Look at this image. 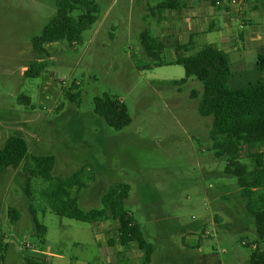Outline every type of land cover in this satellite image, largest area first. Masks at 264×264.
Returning <instances> with one entry per match:
<instances>
[{
  "label": "rangeland",
  "instance_id": "374dc122",
  "mask_svg": "<svg viewBox=\"0 0 264 264\" xmlns=\"http://www.w3.org/2000/svg\"><path fill=\"white\" fill-rule=\"evenodd\" d=\"M162 1L97 0L98 18L83 31L81 41L44 44L49 53L46 67L37 77H24L23 70L37 55L31 40L55 13L57 0H0V108L34 112L35 121L42 119L37 144L28 137V153L55 158L53 178L30 179L31 199L25 193L20 196L16 180L10 182L1 203L3 264H24L28 255L52 264H103L105 251L95 242L102 234H94L96 225L50 210L47 193L56 185L55 179L80 167L85 186L77 203L84 210L99 206L101 196L116 183L129 185L122 206L152 244V260L158 264H253L251 246L264 250V240L258 239L244 209L236 178L222 172L226 157H216L211 148L205 127H210L211 117L197 112L200 81L188 77L176 83L184 70L170 63L174 0L166 1L162 17L150 12ZM242 6L233 14L243 23L241 28L237 21L234 24L236 32L241 29L237 36L242 42L236 41L239 51L227 43L231 74L226 84L230 88L264 83V69L255 66L259 45L264 46L260 23L264 5L258 4L260 10L254 13L257 24L249 16L251 8L257 7H251V0H243ZM245 28L259 48L242 49L248 44ZM144 31L159 34L165 50L161 59L148 57L141 48ZM67 87L79 93L76 100L68 99ZM191 91L198 94L197 101L190 97ZM103 94L124 104L129 124L114 129L94 112L93 98ZM11 117L15 119L16 114ZM31 119L27 115L26 121ZM241 149L244 156L239 160L250 167V155L262 148L257 144ZM30 205L46 227L47 245L61 249L60 258L33 254L39 246L31 234ZM10 206L18 211L14 223L6 213ZM171 237L174 244L172 239L165 246ZM222 247L227 253L220 252Z\"/></svg>",
  "mask_w": 264,
  "mask_h": 264
},
{
  "label": "trees",
  "instance_id": "16d2710c",
  "mask_svg": "<svg viewBox=\"0 0 264 264\" xmlns=\"http://www.w3.org/2000/svg\"><path fill=\"white\" fill-rule=\"evenodd\" d=\"M164 0L150 8L151 14H163L167 7ZM179 0H174V7ZM77 11L76 14H73ZM97 0H57L56 11L50 20L42 27L39 35L31 40L32 50L36 58L23 70L24 77H37L47 65L48 51L44 44L64 41L72 45L81 41L82 33L97 20ZM140 45L148 57L161 59L164 45L153 34L144 31L140 35ZM183 47V46H182ZM171 63L181 65L184 77L176 83L194 77L202 85L201 95L191 91V98L198 97L197 111L201 116L211 117L208 136L215 156H225L226 164L223 168L225 175L236 178L237 185L244 201V209L251 216L255 232L259 240H264V83L230 88L226 82L231 74L228 57L225 50L214 45H206L195 54L183 55L179 47ZM256 66L264 69V52L256 56ZM68 99L74 101L79 93H68ZM93 110L100 115L104 122L114 129H121L129 124L130 117L124 104L107 94L93 98ZM260 143L263 149L251 154V166L240 162L239 148L244 144ZM55 158L51 154L40 155L28 153L26 141L18 136H8L0 146V175L9 169L21 166L27 174L25 194L30 197V179L39 177L49 180ZM83 168H77L65 177H57L56 185L48 193L51 201L50 210L62 217L74 219L84 223L98 221H116L113 230L115 238L122 247L134 242L142 251V264L150 263L152 246L146 240L139 224L134 222L127 210L122 206L128 197L129 185L116 183L115 186L104 193L100 198V205L89 209H82L77 203L79 191L85 186L81 182ZM263 188V189H262ZM72 190H74L72 192ZM262 190V191H261ZM30 220L32 223V236L41 247L44 244L46 227L36 217L35 209L30 205ZM7 215L14 223L18 219V211L8 207ZM108 245L114 243L108 240ZM5 244L0 235V264L3 261ZM253 264H264V250L255 247L251 250ZM120 255L117 264H131ZM24 264H49L33 257H25Z\"/></svg>",
  "mask_w": 264,
  "mask_h": 264
},
{
  "label": "crops",
  "instance_id": "0c3cea01",
  "mask_svg": "<svg viewBox=\"0 0 264 264\" xmlns=\"http://www.w3.org/2000/svg\"><path fill=\"white\" fill-rule=\"evenodd\" d=\"M209 2L210 4L204 0L200 2L199 0H179V4L174 7V15H172V18L174 17V49H173L174 57H175L176 49L178 47L180 49L181 54L192 55L195 54L198 50H200L204 46L209 44L214 45L226 51L228 49L227 43H229V45L233 46L232 50L239 51L236 41L237 40L241 41V39H239L237 36V32L241 31V29H239L236 32L234 28L235 27L234 24L237 21L239 23L238 25V23L236 22L238 27L241 28L243 23L240 20L234 18L233 16V14L239 12V10H237V8H234V9H230L228 12H221L218 8L215 7L216 5L213 0H210ZM258 4L264 5V1L251 0V7L256 8ZM219 8L221 7L219 6ZM258 10H260L259 7H257V10H253L251 8V11L249 12L251 23H255V24L258 23L257 19L254 16V13ZM260 23L264 25V19L261 20ZM205 25L206 27H204ZM244 32H245L244 42L248 44H245V46H243L242 49L246 50L247 46H252L254 48H259L260 46V50L258 51V53L264 52V46L261 45L258 46L256 45L258 42L257 43L255 42L256 39L254 41L250 39L254 35L250 33L249 30L246 28ZM153 35L159 37L158 36L159 34H157L156 32H154ZM261 41H262V37H261ZM199 45L202 46L200 47ZM164 53L165 50L163 54ZM255 66H256V62H255ZM234 80L236 79L233 78L232 81ZM194 100L197 101L196 98H194ZM12 114H16L15 119L11 117ZM34 114H35L34 112H28V111L21 112L20 110H13L12 108L10 109L0 108V131L3 132V134L0 133V146L3 144L4 140L10 135L21 137L26 141V143L28 137H31L32 139L34 138L33 141L35 142V144H37L38 141L37 128H39L42 119L39 121H35L33 118ZM27 115L32 117L31 121H26ZM39 118L40 116H37V119ZM207 123L211 124L209 120ZM205 127H206V133H208L210 127L209 125H206ZM257 144L260 143L241 145L239 148L240 159L242 158V156H244L241 149L243 148V146H247V145L253 146ZM261 148L263 149L262 146ZM262 149L256 151L259 152ZM86 170L87 172H89L90 168L87 167ZM13 180H16L18 185L20 186V191H21L20 196H24L27 174L23 171L22 167L18 166L14 169H9L5 174L0 175V217L2 215L1 203L5 199L6 194L8 193L10 182ZM80 180L81 182H84L83 177H81ZM116 223H117L116 221H105V220L92 223L96 225V227L93 228L94 234H100V233L102 234L100 238L95 239V242L105 251L104 261L102 263L117 264L118 258H120L119 257L120 255H118L117 253L124 252L125 254L123 255V258L125 257L129 263L142 264L143 253L141 250H139L136 247L134 242H130L125 247H122L119 244V242L116 240V238L111 236L113 233L112 230H114L117 226ZM109 231H111L112 233ZM108 232L110 234V237L106 236ZM172 239L174 244V237H171L170 240L165 241V246L169 241H172ZM108 240H113L114 243L112 245H108L107 243ZM152 253H153V246H152ZM152 253L150 255L149 264H158L156 263L155 260H152ZM33 254L40 256L42 255L44 257L46 256L47 258H51L53 260V258L61 257V249L52 250V247L50 245H47V242L44 239V244L41 247H38V249H35ZM26 257H33V256L28 255ZM35 259L42 260L41 258H35ZM3 262H4V257L1 264H3ZM49 264H52V262H49ZM168 264H173V262L171 263L168 262Z\"/></svg>",
  "mask_w": 264,
  "mask_h": 264
},
{
  "label": "built area",
  "instance_id": "2783aa9c",
  "mask_svg": "<svg viewBox=\"0 0 264 264\" xmlns=\"http://www.w3.org/2000/svg\"><path fill=\"white\" fill-rule=\"evenodd\" d=\"M213 1H214L215 4L219 5L223 11H229L231 8H234V7H236L237 10H243V6H242L243 0H213ZM74 43L75 42H73V44ZM59 81L61 82V84H63V81L64 80H63V78H61ZM65 91L66 92L75 93V91L72 92L71 89H69L68 87L65 89ZM207 235L209 237H212L213 236L212 233H207ZM241 243L242 244H245L244 242H241ZM251 247L254 248L255 245H252ZM220 252L222 254H225V253H227V250L224 247H222L220 249ZM226 261L227 262H230L231 261V257H227L226 258Z\"/></svg>",
  "mask_w": 264,
  "mask_h": 264
}]
</instances>
